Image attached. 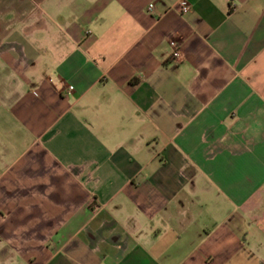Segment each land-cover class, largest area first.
Wrapping results in <instances>:
<instances>
[{
  "label": "crops",
  "instance_id": "0c3cea01",
  "mask_svg": "<svg viewBox=\"0 0 264 264\" xmlns=\"http://www.w3.org/2000/svg\"><path fill=\"white\" fill-rule=\"evenodd\" d=\"M0 264H264V0H0Z\"/></svg>",
  "mask_w": 264,
  "mask_h": 264
},
{
  "label": "built area",
  "instance_id": "2783aa9c",
  "mask_svg": "<svg viewBox=\"0 0 264 264\" xmlns=\"http://www.w3.org/2000/svg\"><path fill=\"white\" fill-rule=\"evenodd\" d=\"M153 7H154V4H150L149 10H152ZM181 11H182V13H186L189 11V4L186 1L181 2ZM169 44H170V47L172 49V57L175 59L180 58L182 55V52H181V47H180L178 41L175 39H172ZM69 89L72 90L73 87L71 86V87H69Z\"/></svg>",
  "mask_w": 264,
  "mask_h": 264
}]
</instances>
